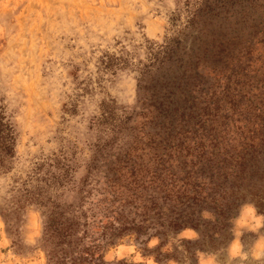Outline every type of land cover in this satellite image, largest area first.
<instances>
[{
  "label": "trees",
  "instance_id": "1",
  "mask_svg": "<svg viewBox=\"0 0 264 264\" xmlns=\"http://www.w3.org/2000/svg\"><path fill=\"white\" fill-rule=\"evenodd\" d=\"M182 5L171 33L149 42L135 66L133 110L111 100L93 119L80 200L58 199L75 151L60 148L24 181V202L44 211L46 264H107L116 243L156 238L157 250L186 228L204 248L229 239L244 205L264 214V0ZM101 61L106 72L129 67L121 54ZM15 140L0 107V166ZM96 182L98 210L85 204Z\"/></svg>",
  "mask_w": 264,
  "mask_h": 264
},
{
  "label": "rangeland",
  "instance_id": "2",
  "mask_svg": "<svg viewBox=\"0 0 264 264\" xmlns=\"http://www.w3.org/2000/svg\"><path fill=\"white\" fill-rule=\"evenodd\" d=\"M182 3L0 0V107L16 131L14 156L0 166V264H46L41 245L44 211L24 202V181L36 163L60 148L68 155L75 151V171L58 199L80 200L77 190L86 173L88 146L96 139L93 119L111 100L133 110L136 67L144 61L149 42H160L171 33V19ZM108 54L126 56L129 67L104 71L101 59ZM100 186L96 182L87 188L91 192L86 206L98 210L94 202ZM230 231L227 241L212 246L204 242V248L196 246L199 236L190 228L157 250L156 238L147 244L116 243L105 251V260L107 264H264L263 213L253 204L244 205Z\"/></svg>",
  "mask_w": 264,
  "mask_h": 264
}]
</instances>
